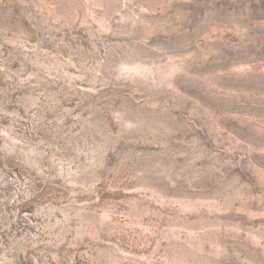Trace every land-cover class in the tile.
Masks as SVG:
<instances>
[{
	"label": "rangeland",
	"instance_id": "rangeland-1",
	"mask_svg": "<svg viewBox=\"0 0 264 264\" xmlns=\"http://www.w3.org/2000/svg\"><path fill=\"white\" fill-rule=\"evenodd\" d=\"M0 264H264V0H0Z\"/></svg>",
	"mask_w": 264,
	"mask_h": 264
}]
</instances>
